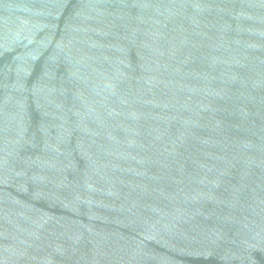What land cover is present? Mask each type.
<instances>
[{
    "label": "water",
    "instance_id": "water-1",
    "mask_svg": "<svg viewBox=\"0 0 264 264\" xmlns=\"http://www.w3.org/2000/svg\"><path fill=\"white\" fill-rule=\"evenodd\" d=\"M0 264H264V0H0Z\"/></svg>",
    "mask_w": 264,
    "mask_h": 264
}]
</instances>
